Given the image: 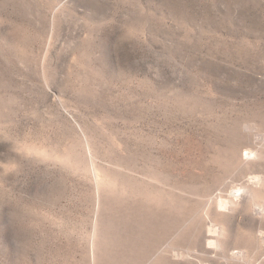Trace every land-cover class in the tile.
<instances>
[{"label": "rangeland", "instance_id": "rangeland-1", "mask_svg": "<svg viewBox=\"0 0 264 264\" xmlns=\"http://www.w3.org/2000/svg\"><path fill=\"white\" fill-rule=\"evenodd\" d=\"M255 201L264 0H0V264H226Z\"/></svg>", "mask_w": 264, "mask_h": 264}, {"label": "bare ground", "instance_id": "bare-ground-1", "mask_svg": "<svg viewBox=\"0 0 264 264\" xmlns=\"http://www.w3.org/2000/svg\"><path fill=\"white\" fill-rule=\"evenodd\" d=\"M253 154H254V152H252L251 150L245 151L246 157L251 158L253 156ZM248 180H250V182H255L256 180H259V177L251 176V177H249ZM256 183H258V182H256ZM233 195H234V197L231 199H229V198L225 199L224 198V199H217L215 201V203H216L215 209H217L219 212H221L222 215L225 216V218H228L226 216L227 214L225 213V211L234 210L236 204H240L243 199L245 200L244 195L242 193V190H237V192H234ZM220 198H222V197H220ZM244 205H245V203H244ZM254 206L257 210V214L263 216L264 215V204H260V203L256 202L254 204ZM244 207H246V205ZM213 211H215V210H213ZM225 220L227 221V219H225ZM228 221H229V219H228ZM233 223H234V221H233ZM233 223H231V224H233ZM207 224H208V226L205 229L206 231L203 232V230H202V232L199 233V236H197L198 238H197L196 244L199 246L198 248H200L201 250H204L206 253H208V255H209L208 257L212 258V260L214 258L216 259V258L222 257V258L226 259L225 260L226 264H252V258L254 256V255H252L253 250L255 248L260 249L261 247H264V233H261V235H260L261 237L259 236L260 238H258V240L260 242L258 241L259 243H257V244L255 243V240H253V238L255 239V237L258 234L252 238V241L250 240L251 237L249 238V236H248V238L251 242L245 240V243L248 242L247 246L245 248H241L240 246H238V245H241L239 243V241H240L239 238H241V233L234 230L231 227L232 225L229 222H227V224L225 223L224 225H222L223 223L219 224L215 221H212V222L210 221V223H207ZM249 225H251V224H249ZM203 228L204 227H202V229ZM246 230H247V228H246ZM248 230H249V228H248ZM254 234H255V232H254ZM248 238L246 237V239H248ZM241 240H243V239H241ZM194 242H195V239H194ZM243 247H244V245H243ZM256 255H258V254H256ZM254 257L256 258V256H254ZM212 260H211V262H212ZM203 264H204V262H203ZM206 264H212V263H206Z\"/></svg>", "mask_w": 264, "mask_h": 264}]
</instances>
